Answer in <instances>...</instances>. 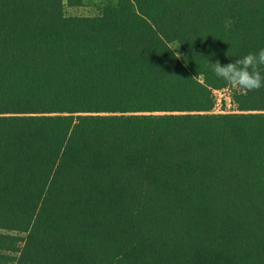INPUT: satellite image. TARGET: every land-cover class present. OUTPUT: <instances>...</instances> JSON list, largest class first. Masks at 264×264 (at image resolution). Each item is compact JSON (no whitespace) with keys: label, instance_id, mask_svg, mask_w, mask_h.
Wrapping results in <instances>:
<instances>
[{"label":"trees","instance_id":"16d2710c","mask_svg":"<svg viewBox=\"0 0 264 264\" xmlns=\"http://www.w3.org/2000/svg\"><path fill=\"white\" fill-rule=\"evenodd\" d=\"M260 48L264 0H0V264H264V87L208 64Z\"/></svg>","mask_w":264,"mask_h":264},{"label":"clouds","instance_id":"9594fccd","mask_svg":"<svg viewBox=\"0 0 264 264\" xmlns=\"http://www.w3.org/2000/svg\"><path fill=\"white\" fill-rule=\"evenodd\" d=\"M208 64L217 78L233 88L252 91L264 87V48L224 65L219 60L214 63L208 60Z\"/></svg>","mask_w":264,"mask_h":264},{"label":"rangeland","instance_id":"374dc122","mask_svg":"<svg viewBox=\"0 0 264 264\" xmlns=\"http://www.w3.org/2000/svg\"><path fill=\"white\" fill-rule=\"evenodd\" d=\"M65 3V13L68 16H96L100 13L101 7L105 3V0H82V5L78 7L68 6L67 0ZM173 49L178 55H181V50L177 44L172 45ZM236 88H229L227 90H221L215 92L216 106L214 108L215 113H229L235 112V106L231 104L232 91Z\"/></svg>","mask_w":264,"mask_h":264}]
</instances>
